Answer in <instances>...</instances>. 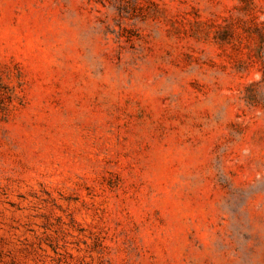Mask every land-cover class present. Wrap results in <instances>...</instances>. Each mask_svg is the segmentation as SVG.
<instances>
[{
	"label": "rangeland",
	"instance_id": "rangeland-1",
	"mask_svg": "<svg viewBox=\"0 0 264 264\" xmlns=\"http://www.w3.org/2000/svg\"><path fill=\"white\" fill-rule=\"evenodd\" d=\"M0 264H264V0H0Z\"/></svg>",
	"mask_w": 264,
	"mask_h": 264
}]
</instances>
